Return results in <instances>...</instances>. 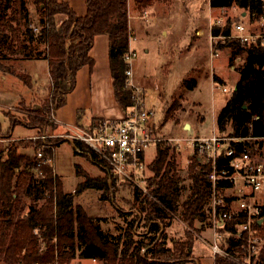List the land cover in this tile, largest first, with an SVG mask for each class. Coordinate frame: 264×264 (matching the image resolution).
Returning <instances> with one entry per match:
<instances>
[{"label":"trees","instance_id":"trees-1","mask_svg":"<svg viewBox=\"0 0 264 264\" xmlns=\"http://www.w3.org/2000/svg\"><path fill=\"white\" fill-rule=\"evenodd\" d=\"M28 1L35 3L34 13L28 8ZM131 1L137 11L145 10L154 2H170ZM127 2L128 0H85L86 10L83 14H78L68 0H0V58H5L3 55L6 49L11 54H20V59L44 56L48 65L50 82L47 93L39 101L27 106L22 120L24 125L38 130L56 126L50 117L56 108L65 103L67 94L75 87L77 70L84 65L92 67L94 59L89 50L94 37L100 33L107 34L109 39L108 59L113 74L114 96L123 111L132 104V91L127 82L130 65L125 58L130 33ZM209 6H237L241 10H248L251 19L262 11L261 0H209ZM236 21L238 20L226 21L223 25L213 24L210 31L213 35H228ZM32 41L43 43L45 48L32 46ZM213 48L227 49L230 62L242 55L235 87L215 117L216 130L219 133L226 132L230 138L264 137V44L242 43L235 38H225L214 42ZM0 69L14 71L13 67L2 62ZM216 77L213 74V78ZM22 78L25 79L26 76L22 75ZM188 85L194 86L195 80H191ZM175 104L173 102L170 107ZM102 120L103 118H92L90 125L95 126ZM59 141H55L53 146ZM31 144V154L22 152L17 142H9L0 148V228H8L10 240L7 248L21 249L25 263L48 264L56 254L60 262L77 256L104 261L116 258V264H200L192 253L194 235L191 231L186 230L185 238L172 241V245L167 244L165 234V226L177 211L181 220L190 227H193L195 221L202 224L209 215V206L206 208L210 194V182L206 177L209 164L201 161L200 156L191 154L190 192L181 202L179 210L177 201L182 186L181 178L176 172V146L165 140H157L155 156L149 162L153 174L147 180L148 192L143 193L138 186L132 190L133 203L139 204V210L136 214L129 213L131 218L127 220L123 233L131 239L132 234H137L141 226L145 233L143 240H138L129 252L127 250L132 239L128 244L126 241L124 247H120L118 239L121 236L118 239L108 238L100 225L93 221L94 218L88 216L80 205H73L74 194L87 188H94L102 193L109 190V179H117L110 168L86 143L73 140L75 151L79 149L78 151L105 166L108 171L104 176H92L78 168L77 173L83 179L73 192L64 191L60 179L52 174L50 165H38L39 160L51 156V149L44 148L43 156L38 157L36 148L40 143L33 141ZM229 144L240 149L243 142L230 139ZM34 170H40L41 175L37 176ZM21 196L28 198V204L20 205ZM41 200L44 201L40 203ZM17 205L20 206L18 210L26 207L25 215L18 213ZM10 220L11 224L8 226ZM234 222L235 219L227 222L223 230L227 234L221 245L227 253L239 255L243 253V249L233 237ZM161 226L164 228L158 236ZM34 230L43 237L44 249L41 251L37 248V233ZM3 238L6 239V236L0 237L2 240ZM53 238H56L55 244ZM213 264L236 263L226 256L216 255Z\"/></svg>","mask_w":264,"mask_h":264},{"label":"rangeland","instance_id":"rangeland-1","mask_svg":"<svg viewBox=\"0 0 264 264\" xmlns=\"http://www.w3.org/2000/svg\"><path fill=\"white\" fill-rule=\"evenodd\" d=\"M27 5L34 13L35 3L28 1ZM240 10L237 6L211 9L209 0H170L169 4L154 2L145 10L137 11L133 8L132 1H129V40L135 51V55L130 60L129 80L140 85L145 107L153 110L149 123L155 126L154 136L160 138L158 140L174 144L169 141L170 138L192 137L191 132L187 133V129L181 128L183 121L189 119L194 130L197 129L202 135L199 137L214 134L221 138L220 141L224 145L229 143L230 137L226 132L219 133L216 130L214 117L231 96L239 77L238 67L242 63V55L229 62L227 49L211 48L210 50L208 34L210 25L217 18H222L224 22L242 20ZM211 41L217 42L213 39ZM31 44L41 49L45 48L43 43L37 44L32 41ZM214 50L218 54L212 56ZM90 51L95 59L92 73L88 71L87 66L81 67L76 77V86L68 93L66 103L55 109V117L62 116L66 121L78 117L86 120L91 119L93 113H98L95 111L98 106L102 105L106 109L119 106L112 90L113 74L108 62L107 34L97 37ZM5 52L3 55L5 58H0V62L13 67L14 71L0 69V148L9 142H17L22 152L31 154L33 141L40 143L36 148L37 151L43 153L44 148H50L52 151L50 161L43 159V163L50 165L52 174L60 179L64 191L73 192L83 179V176L77 173L78 168L92 176H104L108 169L101 167L85 153L75 151L72 142L65 140L69 131L63 126L60 125V129L56 126H47L35 132L33 127L23 124L27 106L39 101L47 93L50 82L47 60L44 56L20 59V54H11L6 49ZM231 63L235 65L234 68H230ZM213 69L215 75L217 74L215 79L212 78ZM22 75L26 78H22ZM191 80H195L194 86L188 85ZM222 87L226 89L223 90ZM147 88L150 90L148 91ZM96 93L101 96V104ZM173 102L176 103L175 106L170 107ZM13 121L16 123H12ZM58 140L60 141L53 146ZM156 142H151L145 151L147 165L143 170V179L140 181L143 187L140 189L143 193L148 192L147 180L153 174L148 162H151L155 155ZM43 143L51 146H42ZM245 143L248 148H258L251 149L250 156L264 162V139L259 140V143L256 139H250ZM174 153L176 172L181 178L182 186L177 201L180 210L181 202L190 192L191 154L200 156L203 162L207 163V161L204 155L185 139L175 147ZM34 171L37 176L41 175L40 170ZM109 186L110 189L103 193L94 188H87L74 194L73 205L74 207L80 205L88 216L94 218L93 221L100 225L108 238L118 239L121 236L118 239L120 247H124L126 241L128 244L132 239L133 242L127 250L130 252L138 240H143L145 233L143 226L138 228L137 234H132L131 239L123 233L127 220L131 218L129 213L136 214L139 210V204L133 203L132 192L137 185L112 178L109 179ZM20 200L21 206L29 202L28 198L23 196ZM43 201L41 200L40 203ZM19 207L17 205V210ZM25 212L26 207L18 210L20 215H25ZM210 222V215H207L202 224L195 221L193 227H190L181 220L179 211L175 212L165 226L167 244L172 245V241L184 239L186 230H189L194 235L192 246L194 257L200 264H213V252L208 244L213 242ZM10 224L11 220L8 226ZM34 232L37 233L35 236L38 242L37 248L41 251L44 249L43 237L40 232L36 230ZM4 235L6 239H0V264H27L22 260L21 249L7 248L10 240L8 228H0V237ZM52 241L55 244L56 238ZM258 241L259 249L260 240ZM116 263V258L104 261L82 259L77 256L60 262L55 254L53 261L48 264Z\"/></svg>","mask_w":264,"mask_h":264},{"label":"built area","instance_id":"built-area-1","mask_svg":"<svg viewBox=\"0 0 264 264\" xmlns=\"http://www.w3.org/2000/svg\"><path fill=\"white\" fill-rule=\"evenodd\" d=\"M261 9L254 19L250 18L248 10L242 9V20L233 23L231 32L228 35L211 33V40L235 38L242 43L264 44V0H261ZM213 24L223 25L224 20L217 18L210 28ZM217 54L214 50L212 56ZM134 55V50H127L125 58L129 65ZM127 73L130 74V67ZM127 82L133 102L121 118H105L95 126L68 128L67 136L71 142L81 140L86 143L119 180H127L143 189L140 181L147 165L144 152L151 142L160 138L154 136L155 126L149 123L153 110L145 107L140 86L132 83L129 77ZM50 119L54 121V114ZM184 139L194 145L209 164L206 177L210 182L208 206L213 242L208 244L213 258L221 255L236 264H264V162L253 159L250 150L258 148H248L245 143L250 139H256L259 143L264 137L230 138L234 142H243L240 149L229 143L224 145L221 138L214 134L208 137L192 134V137L170 138L169 141L177 147ZM42 146L51 145L43 143ZM37 156L41 157L42 152L38 151ZM41 163L43 160L38 161V165ZM240 217L242 219L237 220ZM232 219H235L233 237L243 249L239 255L227 253L221 245L227 234L223 230Z\"/></svg>","mask_w":264,"mask_h":264},{"label":"crops","instance_id":"crops-1","mask_svg":"<svg viewBox=\"0 0 264 264\" xmlns=\"http://www.w3.org/2000/svg\"><path fill=\"white\" fill-rule=\"evenodd\" d=\"M129 1L127 2V7H129ZM69 4L72 6V8L75 10L76 13L78 14H83L86 10V4H85V0H68ZM212 9V8H211ZM215 9V8H214ZM219 9V8H218ZM145 13V12H144ZM244 13V12H243ZM240 17H242V10H240ZM128 28H129V23H128ZM211 29V28H210ZM130 30V28H129ZM101 35H104V33H100V34H97L95 37H94V41L97 39V37H100ZM210 35H211V31H209V34H208V38H209V45H210V50L211 48H213V42L211 41V38H210ZM107 39H108V36H107ZM93 41V43H94ZM93 45V44H92ZM92 47V46H91ZM108 47H109V39H108ZM128 48L129 49H132L133 48L131 47V43H130V40L128 41ZM91 50V48H90ZM89 50V53L90 55L93 57V55L91 54V51ZM212 52V51H211ZM227 52V51H226ZM228 53V52H227ZM240 57V56H239ZM214 58V57H213ZM237 58V57H236ZM235 58V59H236ZM94 59V57H93ZM228 59H229V53H228ZM234 59V60H235ZM233 60V61H234ZM108 62H109V59H108ZM230 62V60H229ZM94 64H95V59H94V63L92 65V67H88L87 65H84V66H87L88 68V71L92 73V70H93V67H94ZM83 67V66H82ZM235 65L233 63L230 64V68H234ZM47 68H48V65H47ZM81 68H79L76 72V77H77V74L79 73V70ZM49 74V72H48ZM213 74H215L214 72V69H213V72H212V78H213ZM217 75V74H216ZM219 76V75H218ZM214 79V78H213ZM136 84V83H134ZM138 85V84H136ZM75 86H76V83H75ZM140 86V85H138ZM74 89V88H73ZM112 90H113V85H112ZM147 90L149 91L150 88H147ZM73 91V90H72ZM70 91V92H72ZM69 92V93H70ZM113 94H114V91H113ZM68 95V94H67ZM96 97L97 99L99 100V103L101 104V96L100 94L96 93ZM116 99V98H115ZM66 101H67V96H66ZM65 101V103H66ZM64 103V104H65ZM118 103V102H117ZM119 104V103H118ZM97 111L98 113L92 115L91 119H84V120H81L79 117L74 119V118H71V119H68L66 121V119H64L62 116H57L55 117L54 116V122L56 123V128L60 129V125L64 127V129H68V128H75V127H80V126H83V127H86L87 125H90L91 124V120L92 118H121L124 114V111L122 110V108L120 107V105L118 106H112V107H109L108 109L102 107L101 106H98L97 109L95 110ZM103 112H106V113H103ZM215 118V117H214ZM215 121V119H214ZM187 124V126H185ZM183 127L181 126V128H185L187 129V133L188 132H191L192 134H195V136H202L200 135L199 131L197 129L194 130V127L192 125V122L189 120V119H185L182 123ZM216 127V125H215ZM35 132L37 131V128H34ZM206 137V136H204ZM146 151V150H145ZM191 152V151H190ZM155 156V155H154ZM144 160H145V152H144ZM146 163V162H145ZM149 163V162H148ZM147 164V163H146Z\"/></svg>","mask_w":264,"mask_h":264},{"label":"water","instance_id":"water-1","mask_svg":"<svg viewBox=\"0 0 264 264\" xmlns=\"http://www.w3.org/2000/svg\"><path fill=\"white\" fill-rule=\"evenodd\" d=\"M114 75H116V73H114ZM185 126H187V124L185 125ZM65 140H69L68 138H65ZM71 141V140H70ZM259 221H261V219L259 220ZM163 226H161V229H160V232H159V234H158V236L160 235V233H161V231L163 230Z\"/></svg>","mask_w":264,"mask_h":264}]
</instances>
